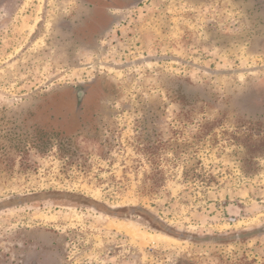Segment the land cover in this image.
<instances>
[{
    "label": "rangeland",
    "instance_id": "1",
    "mask_svg": "<svg viewBox=\"0 0 264 264\" xmlns=\"http://www.w3.org/2000/svg\"><path fill=\"white\" fill-rule=\"evenodd\" d=\"M89 15L0 0V264H264V0H130L87 41Z\"/></svg>",
    "mask_w": 264,
    "mask_h": 264
},
{
    "label": "flooded vegetation",
    "instance_id": "2",
    "mask_svg": "<svg viewBox=\"0 0 264 264\" xmlns=\"http://www.w3.org/2000/svg\"><path fill=\"white\" fill-rule=\"evenodd\" d=\"M130 0H80L84 7H87L90 11V14L87 18L85 17V21L81 27L79 28V33L82 34V38L84 40H96V36L98 33H104L107 30V27L110 26L109 16L112 11L118 10L120 4H126ZM88 90L85 88L76 90L75 92L71 90L64 91L61 94V97L53 98L55 95L51 96L50 101H44L42 107L46 108L43 110L46 115V110L48 109V102H51L53 105V110L55 108H69V110H73L74 113L77 114V120H81L83 114H86V109L84 110V99L86 97V93ZM74 93V95H71ZM74 97V99H73ZM53 99V100H52ZM47 105V106H46ZM86 108V107H85ZM50 111V110H49ZM41 112V113H43ZM39 114V111L36 113ZM34 115V118L37 115ZM42 119H45L42 116ZM76 121L75 119H73ZM73 123V122H72ZM43 143L46 144V139H43ZM47 145V144H46ZM137 212L136 210H134Z\"/></svg>",
    "mask_w": 264,
    "mask_h": 264
},
{
    "label": "bare ground",
    "instance_id": "3",
    "mask_svg": "<svg viewBox=\"0 0 264 264\" xmlns=\"http://www.w3.org/2000/svg\"><path fill=\"white\" fill-rule=\"evenodd\" d=\"M109 225L110 227H112L113 229L117 231L125 232L131 235L134 238V240L144 241V238H145L144 235L138 232L137 230H135V228L131 224L111 221ZM162 237L167 238L165 236H162ZM159 242L160 240L157 237L153 235H148L147 243H159Z\"/></svg>",
    "mask_w": 264,
    "mask_h": 264
},
{
    "label": "trees",
    "instance_id": "4",
    "mask_svg": "<svg viewBox=\"0 0 264 264\" xmlns=\"http://www.w3.org/2000/svg\"><path fill=\"white\" fill-rule=\"evenodd\" d=\"M137 212H140V214L145 218L146 221L150 223L151 228L166 233L171 236H178L172 229L168 228L164 223L157 221L154 217L150 216L145 210L142 209H135Z\"/></svg>",
    "mask_w": 264,
    "mask_h": 264
}]
</instances>
